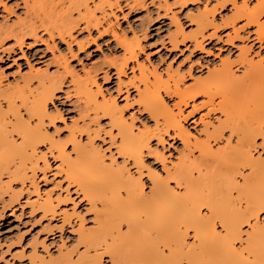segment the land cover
Instances as JSON below:
<instances>
[{"label":"bare ground","instance_id":"bare-ground-1","mask_svg":"<svg viewBox=\"0 0 264 264\" xmlns=\"http://www.w3.org/2000/svg\"><path fill=\"white\" fill-rule=\"evenodd\" d=\"M256 1L252 7L246 0L240 4L237 0H218L212 8L204 5L190 15L195 29L189 34L176 19L175 31L170 35L172 47L178 48L188 38L193 41L194 48L204 50L203 39L208 35L205 31L212 27L214 30L208 37L216 36L220 26L216 22V11L227 3H231L233 9L229 17H221L222 24L231 25L233 35L228 34L226 42L234 44L235 39L242 38L240 32L244 28L255 26L253 40L259 43V48L264 46V20L261 19L264 0ZM116 3V0H99L93 10L89 4L84 6L88 13L95 15L97 9L104 14L106 7L112 9ZM241 19L244 23L236 27ZM139 39L135 35L124 41V57L115 67L117 74H125L129 61L137 58L142 49ZM250 49L247 45L239 47L236 59L221 58L204 76L194 78L186 86L184 75L178 70L160 73L138 63L139 74L134 73L129 82L137 91L139 103L154 118L152 127L135 128L134 122L125 118L126 107H121L115 97L104 95L95 76L87 72L80 78L67 68L64 71L72 75L71 82L80 102L81 122L74 121L66 139L58 138L60 136L53 139L45 124H53L61 116L54 115L49 103L56 96V90L62 87L64 78L50 77L48 84L40 79L34 89L35 77L31 70L14 86L2 88L0 85V188L3 187L2 175L7 176L5 185L8 188L16 181L33 188L30 191L27 185L18 191L10 189L11 203H18L26 189L27 194L38 195L33 201H27L32 212L39 210L50 220L60 216L62 225L70 224L73 213L59 207L71 200L69 192L73 190L95 211L94 228L84 229L83 218L79 224L78 239L86 244L85 252L76 259L73 252L62 249L48 258L34 252L31 261L102 264L105 254L111 264H120L124 257L123 246L132 245L135 251L129 258L137 264H264L261 219L250 221L242 239L237 226L240 220L252 216L264 201V157L253 154L259 135L264 133V57L256 60L249 57ZM235 61L242 66L240 74L233 67ZM163 93L177 97L176 102L170 105ZM199 95L206 97L201 104L208 107L206 115L210 112L220 115L215 114L216 123L207 118L203 122V136L197 137L183 121L201 105L193 104V110L187 115L182 106L189 105ZM22 108L31 113L33 119L38 118L39 123L31 125L22 117ZM101 117L115 124L117 127L112 131H119L123 138L119 141V149L116 148L118 153L120 150L124 153L121 166L113 161L106 163L103 152L95 146L98 130L92 131L91 125ZM171 131L173 137L183 141L188 152L183 151L176 162L166 164L164 154L151 149L150 142L155 138L164 142L163 135H170ZM83 132L88 133H85L88 135L85 143L80 139ZM66 140H71L77 150L76 159H71L68 149L62 148ZM220 141L224 143L214 145L216 148L212 146V142L218 144ZM43 142H47L46 146ZM145 145L163 163L161 172L145 162L141 155ZM42 146L44 151L40 150ZM195 150L197 156L193 155ZM49 155L59 158L54 175L62 179L56 182V188L62 182L66 184L63 196L61 192L54 196L51 190L44 196L39 193L36 173L41 171L46 176L50 168ZM128 164L135 169V174L127 169ZM144 177L150 183L147 191ZM204 208L209 210L208 214H202ZM217 221L223 224V229L217 228ZM123 224L126 231L122 230ZM100 248L103 251L98 253ZM90 249L97 253L89 255Z\"/></svg>","mask_w":264,"mask_h":264},{"label":"rangeland","instance_id":"rangeland-1","mask_svg":"<svg viewBox=\"0 0 264 264\" xmlns=\"http://www.w3.org/2000/svg\"><path fill=\"white\" fill-rule=\"evenodd\" d=\"M116 1L117 3L112 7L113 10L106 7L103 14L100 9H97L94 11L95 15L88 13L85 6L89 4L88 6L93 10L99 4V0H7L6 11L0 9L1 87L14 86L21 82L24 76L29 75L31 70L32 77H35L33 79L34 84H32L34 89L40 79H44L48 84L50 77L64 78L61 90H56V96L49 103V108L53 110L54 115L56 113L61 114L63 120L56 119L53 124L46 122L45 125L50 133L55 131V127L70 129L74 121L81 122L80 102L77 100L71 82L72 75L65 73L64 69L69 68L73 74L76 73L80 78L85 77L87 72L95 76L104 95L115 97L121 107L131 105V108H124L125 118L134 122L135 128H142L143 125L152 127L154 118L139 103L137 91L129 82L134 73L139 74L138 63L145 67L148 66L149 69H156L160 73H165L170 69L178 70L184 75V85L186 86L190 85L194 78L204 76L207 69L220 63L221 58L230 56L231 59H236L239 47L251 46L249 57L255 60L259 56L264 57V51H262L264 46L259 48V43L256 42V44L253 40L255 26L244 28L240 32L243 39H235L234 44L226 42L228 34L233 35V29L231 25L224 26L222 19L231 15L233 9L231 3H227L224 8L218 7L216 22L220 26L217 34L209 38L208 35L213 32L214 28L206 29L205 34L208 35L203 39L204 50H200L194 48L193 41L188 38L182 41L178 48H173L170 35L175 31L176 19L181 23L186 34L192 32L195 29V24L190 15L196 14L197 10L204 8V5L212 8L218 0H199L196 2L190 0ZM246 1L251 7L257 2L256 0ZM241 2L242 0H237V3L240 4ZM261 19L264 20V14L261 15ZM243 23V19L238 20L235 26L238 27ZM21 35L22 40L19 41ZM135 35L140 38L142 49L138 51L135 60L129 61L126 73L117 74L115 67L124 57V41L131 40ZM235 62L233 67L240 74L242 66L239 62ZM66 65L67 67H65ZM163 95L170 105L176 102L177 97L168 96L165 93ZM205 98L204 95H199L189 105L182 106L184 115L193 110V104L201 105ZM207 109L206 105H201L193 112L192 116L183 121L184 126L197 137L203 136V122L207 118L216 123L214 117L220 115L219 112H210L206 115ZM21 111L25 112L23 108ZM133 113H136V118L133 117ZM100 119L103 120L104 124L109 123L107 117ZM91 126H93L91 127L92 131L98 130L94 137V143L96 142L94 145L103 152L106 163L113 161L115 165L119 163L120 165H118L121 166L123 155L112 146L110 136L105 134L101 140L99 138L100 124L94 123ZM113 132L116 131L113 130ZM68 133L66 131L58 138L66 139ZM83 133L84 135H81L80 139L85 143L88 140V135H86L88 133ZM172 134V131L170 135L164 134V142H159L157 138L150 142L151 149H158L164 154L166 164L176 162L183 155V151L188 152L183 141L178 137H173ZM105 141L108 143L106 144ZM222 142L220 141L218 144L212 142V146L216 148L215 146L222 144ZM258 144L259 141L256 144L257 148L253 149V154L255 157H264V152L260 150ZM105 148L109 150H103ZM40 150L44 151L45 147H40ZM193 155L197 156L198 151L195 150ZM144 160L151 167H156L161 172L163 163L156 159L154 153L144 156ZM48 161L50 168L46 171V176L41 171L36 173L39 193L44 196L47 192L52 191L55 196L61 192L63 196L66 190L65 182H62V188L61 186L56 188V182L62 180L60 175H54L57 159L49 155ZM127 169L132 173L135 172L132 165L128 164ZM5 180L7 181V176L2 175L3 182L1 185L3 187L0 188V264H38L37 260L31 261L34 252L48 258L49 255H57L62 249L73 252L74 259L80 253L85 252L86 244L78 239L80 220L83 218V226L86 230L95 226V211L91 209L88 201L81 200L73 190H70L71 200L61 204L59 208L60 210H67L73 215L70 218V224L66 222L62 225L60 216L50 220L48 217H43L39 210L31 211L32 206L27 201L36 199L37 194L34 192L27 194L28 192L24 189L25 193L20 201L11 203L10 189L18 191L27 185L30 191L33 188L29 184L22 185L21 182L17 181L12 182L11 187L8 188L5 185ZM144 182L147 191L150 183L146 177H144ZM122 230L126 231L125 224L122 225ZM188 240L189 242L192 241L191 236L188 237ZM123 247L124 257L120 264H137L129 258L135 251L134 247L132 245H124ZM102 251L103 248H100L98 253ZM94 253L97 251L90 249L89 255H94ZM105 259L110 262L108 255L104 254L102 262ZM86 264L93 263L88 262Z\"/></svg>","mask_w":264,"mask_h":264},{"label":"snow or ice","instance_id":"snow-or-ice-1","mask_svg":"<svg viewBox=\"0 0 264 264\" xmlns=\"http://www.w3.org/2000/svg\"><path fill=\"white\" fill-rule=\"evenodd\" d=\"M0 9H3L6 11L7 9V0H0ZM264 51V50H262ZM133 71H135V69H133ZM217 99H219V97H217ZM135 103V102H134ZM125 107L127 108H131V105H125ZM123 111V110H121ZM22 117H25L28 122L31 125H37L39 123V119H33L31 116V113H28L27 111L22 112L21 113ZM105 116L108 115V113L104 114ZM133 117L136 118V113H133ZM58 119L63 120V116H58ZM75 123V122H73ZM94 123H99L101 126V131L99 134V138L101 140H103V137L105 134L109 135L112 137V146L119 149V141L122 140L123 138L119 135V131L113 132L112 129L116 128L117 126L111 122H109L108 124H104L103 120L101 119H97ZM71 132V129L66 128V127H55V131L51 133L52 138L55 139L58 136H61L62 134H64L65 132ZM80 135H84V133H80ZM234 138V137H233ZM258 147L260 148V150L262 152H264V133H262L261 135H259L258 137ZM44 145L46 146L47 142H43ZM105 143L107 144L108 142L105 141ZM62 148L64 149H68V156L71 159H76L78 156L77 150L73 147L72 145V141L71 140H66L64 141V143L62 144ZM103 150H109L107 148L103 149ZM53 151H56V149H53ZM120 154L123 155V151L120 150ZM151 151H150V147L145 145L144 148L141 150V155L142 156H147V155H151ZM57 161L59 160V158H56ZM147 167V165L145 166ZM209 210L207 208H204L202 211V214H208ZM255 218H259L261 219V227H260V232L261 235L264 236V201L261 202V205L258 209L254 210L253 215L249 216L247 219H243L240 220L238 222V228L240 230V234H241V239L244 237L245 235V229H249L250 227V221H252ZM217 228L218 229H223V224L220 223V221H217ZM251 233L249 232L248 235H250ZM235 243V241H234ZM102 264H110L109 261H107V259H105Z\"/></svg>","mask_w":264,"mask_h":264}]
</instances>
